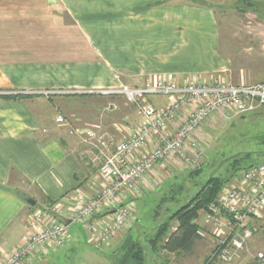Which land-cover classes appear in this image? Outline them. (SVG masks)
I'll list each match as a JSON object with an SVG mask.
<instances>
[{"label": "crops", "instance_id": "crops-1", "mask_svg": "<svg viewBox=\"0 0 264 264\" xmlns=\"http://www.w3.org/2000/svg\"><path fill=\"white\" fill-rule=\"evenodd\" d=\"M225 1L0 0V47H63L59 60L45 59L40 69L36 64L0 58V263L27 240V218L32 211L56 204L54 217L62 221L64 211L76 201L91 199L100 184L94 160L99 150L110 154L113 145L141 126L134 107L114 102L123 96L98 93L122 86L117 75L125 76L129 87H140L143 83L139 85L138 78L149 74L172 78L178 84L218 78L231 84L232 66L221 53L213 9V4ZM65 15L70 23L60 21L62 17L54 22V16ZM38 21L44 24L40 28ZM54 62L64 64L60 71L53 70ZM118 63L128 64L127 71L99 65ZM80 64L98 66H90L88 74L69 72V66ZM153 101L160 107L168 103L163 97ZM57 116L64 119L63 124L56 123ZM184 117L185 112L168 125L169 133ZM233 119L215 113L195 132L205 147L204 159L196 169L208 163L218 133ZM84 130L101 138L107 149H96L97 140H88ZM194 170L178 158L162 161L138 182L135 193L118 196V205H136L135 221L126 230L96 248L89 241L87 226L72 224L65 247H46L23 264H66L74 249L81 258L73 264H114L124 236L139 229L137 204L168 183L184 182L188 177L195 181L196 176H190ZM28 200L35 205L30 206ZM108 212L98 216L102 223L110 221ZM194 223L201 238L208 230L212 232L199 214Z\"/></svg>", "mask_w": 264, "mask_h": 264}, {"label": "built area", "instance_id": "built-area-1", "mask_svg": "<svg viewBox=\"0 0 264 264\" xmlns=\"http://www.w3.org/2000/svg\"><path fill=\"white\" fill-rule=\"evenodd\" d=\"M99 93L121 95L127 104L138 107L141 126L113 145L110 154L105 155L99 150L94 160L98 164L100 184L91 199L76 201L64 211L62 221L54 217L58 212L56 204L32 211L27 218V240L0 264H23L46 247L51 250L65 247L68 226L72 224L87 226L90 243L96 248L101 247L135 221L133 203L118 205V196L135 193L138 182L166 159L178 158L192 169L199 166L204 159L205 147L198 142L195 132L211 115L221 112L229 120L264 107V82L253 86L224 81L178 84L172 78H160L142 87L122 86ZM153 97H163L168 103L164 107L157 106L150 100ZM184 112L179 127L169 133L168 125ZM55 121L64 123L61 116ZM82 134L88 140H97L96 149L99 146L107 149L102 139L90 130H84ZM104 211L112 212L107 223L98 218ZM198 214L204 225L212 227L211 257L215 256L222 264L239 259L264 224V162L241 171ZM256 260H264L262 252L256 254Z\"/></svg>", "mask_w": 264, "mask_h": 264}, {"label": "rangeland", "instance_id": "rangeland-1", "mask_svg": "<svg viewBox=\"0 0 264 264\" xmlns=\"http://www.w3.org/2000/svg\"><path fill=\"white\" fill-rule=\"evenodd\" d=\"M244 1L246 0H226L224 3L213 4V9L220 28V50L223 55H226L228 59H230L232 66L231 84L253 86L264 82V10L257 9V11H253L246 7ZM260 1L264 2V0ZM56 18H61L60 21L66 23L72 21L71 18L66 15L54 16V22ZM41 25L44 24L38 21L37 27L40 28ZM58 42L60 43L61 41ZM62 48L63 47L59 45L48 47L42 45L0 47V58L36 64L37 69H40L39 64L44 63L45 59L52 57L54 60H59ZM63 65L62 63L54 62L53 70L60 71L62 69L60 67ZM96 65L98 66V64H80L67 67L70 73L77 72L78 74H88L91 70L90 68ZM99 65L102 69L110 65L117 66V70L121 71H127L126 68L128 67V64L124 63ZM153 68L155 69V67L150 64V69ZM117 70L115 69V71ZM123 77L125 76L117 75L116 79L119 82L121 81L120 84H122V86H132L129 85L128 81ZM138 80H141L139 85L143 83L140 86L142 87L160 80V74H149L144 77H139ZM212 81L224 80L218 78ZM224 82L230 81L227 80ZM100 91L101 90H99L98 93ZM153 98L150 100L154 103ZM114 102L122 107L123 104L126 103L124 98L114 99ZM130 106L134 107L139 114L138 107L134 105ZM139 116L141 118L140 114ZM68 119L69 122L73 120L71 117ZM209 143L210 141H208V145ZM234 157L239 160V164L242 167L264 162V107L254 112L237 116L230 123L223 126L222 130H220L217 135V140L212 145V149L208 152V163H203L198 169L195 168L194 171H201L199 175L193 179L195 181L190 182L188 179L191 178L188 177L186 178L187 181L185 180L184 182L174 181L168 183L161 191H157L153 196L151 193V196H148L144 201L137 204L139 229L134 230L132 234L141 242H144L146 237L148 238V236L150 237L153 233L155 234V232L152 231L153 228L158 226V224L168 216V212L165 211L166 209L175 210L186 203V201L193 196L196 189L199 188L210 175L228 176L230 173L229 164ZM164 198H174V202L172 200L166 202ZM133 205L136 209V205L134 203ZM176 225V221L171 223L172 228ZM136 226L137 225H135V227ZM208 231L209 232L200 240L196 241L192 253L188 255H167L159 249L156 251L148 250L147 264H222L216 260L215 256L214 258L211 257V249L213 247H211V244L213 238L210 230ZM149 239L150 238H148V240ZM83 246L87 250L93 251L89 249L88 246ZM259 252H262L264 255V224H261L260 233L250 240L245 251H242L240 254L239 259L230 264H264V260L262 262L256 260V254ZM80 258L81 257L78 256V250L74 249L68 254L66 264H73Z\"/></svg>", "mask_w": 264, "mask_h": 264}, {"label": "trees", "instance_id": "trees-1", "mask_svg": "<svg viewBox=\"0 0 264 264\" xmlns=\"http://www.w3.org/2000/svg\"><path fill=\"white\" fill-rule=\"evenodd\" d=\"M192 1L198 2V0ZM244 3L249 9L257 11V9L249 6V2L244 1ZM250 166H253V164L245 167L240 166L239 160L234 157L229 164L230 173L228 176L210 175L186 203L175 210L166 209L168 216L153 228L152 231L155 234L148 236L149 240L146 237L144 242H141L132 233L125 235L118 254L114 258V264H147L148 250L156 251L159 249L167 255L177 256L192 253L196 241L201 239L199 228L194 223L198 213L206 209L207 205L217 198L226 184ZM200 172V170L193 171L190 176H198ZM164 200L174 202V198H164ZM173 221L177 223L174 228L171 227Z\"/></svg>", "mask_w": 264, "mask_h": 264}, {"label": "water", "instance_id": "water-1", "mask_svg": "<svg viewBox=\"0 0 264 264\" xmlns=\"http://www.w3.org/2000/svg\"><path fill=\"white\" fill-rule=\"evenodd\" d=\"M249 6L252 7V8H255V9H262L264 10V2L263 1H260V0H253V1H250L249 3ZM30 206H34L35 205V202L33 200H28L27 202ZM108 214H112V212H108Z\"/></svg>", "mask_w": 264, "mask_h": 264}]
</instances>
